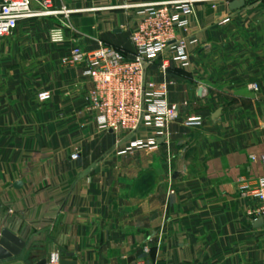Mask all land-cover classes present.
Returning <instances> with one entry per match:
<instances>
[{
	"label": "crops",
	"instance_id": "1",
	"mask_svg": "<svg viewBox=\"0 0 264 264\" xmlns=\"http://www.w3.org/2000/svg\"><path fill=\"white\" fill-rule=\"evenodd\" d=\"M165 1L54 0L86 12L72 29L36 18L0 40V217L26 243L19 262L264 264V224L252 217L260 202L239 192L241 178L264 179V0H243L240 11L234 0L198 4L185 34L189 66L172 51L146 66V82L166 83L180 109L166 130L101 131L85 67L62 64L97 41L132 58L144 15L123 6Z\"/></svg>",
	"mask_w": 264,
	"mask_h": 264
},
{
	"label": "built area",
	"instance_id": "2",
	"mask_svg": "<svg viewBox=\"0 0 264 264\" xmlns=\"http://www.w3.org/2000/svg\"><path fill=\"white\" fill-rule=\"evenodd\" d=\"M72 1L82 3L89 0ZM209 2L214 0H169L125 5L123 8L140 9L144 15L131 32L134 47L132 58L103 41H97L95 50L86 51L74 47L62 59L66 67H85L84 76L94 85L88 101L101 131L131 135L138 132L145 122L154 124L157 129L166 130L180 119L179 107L168 103V85L146 82V66L159 60L168 51L175 54L174 62L183 67L189 66L188 38L185 34L190 30L196 6ZM84 12L86 10L72 9L63 3L56 7L54 0H39L37 11L32 8L31 0H5L0 4V40L11 37L20 22L36 18H62L66 21V27L72 29L71 17ZM169 67L170 60L165 59L161 66L162 73H166ZM250 90L257 92L259 88L254 84ZM201 123L200 118H191L188 122L190 126H200ZM148 145L151 150L157 149L154 143L143 141H135L131 148H144ZM80 157L81 150L78 149L71 159L77 161ZM239 192L243 199L254 198L260 202L259 208L252 212V217L255 223L263 221L264 224V179L253 184L241 178ZM60 262V256L55 255L50 264ZM137 264L147 263L140 261Z\"/></svg>",
	"mask_w": 264,
	"mask_h": 264
},
{
	"label": "water",
	"instance_id": "3",
	"mask_svg": "<svg viewBox=\"0 0 264 264\" xmlns=\"http://www.w3.org/2000/svg\"><path fill=\"white\" fill-rule=\"evenodd\" d=\"M245 1L234 0L230 8L233 11H240L245 7ZM200 94L202 93L199 92ZM221 112H217L216 117L220 115ZM260 223H263L261 221ZM26 247L25 241H23L18 234L14 232L12 226L7 225L5 219L0 217V264H23L17 259L21 256L23 250ZM68 258H72V255H67ZM41 264H47V262H42ZM60 264H76L71 261H61Z\"/></svg>",
	"mask_w": 264,
	"mask_h": 264
},
{
	"label": "rangeland",
	"instance_id": "4",
	"mask_svg": "<svg viewBox=\"0 0 264 264\" xmlns=\"http://www.w3.org/2000/svg\"><path fill=\"white\" fill-rule=\"evenodd\" d=\"M258 2V1H257ZM259 3V2H258ZM258 3H254V4H258ZM263 4H264V1L262 2ZM256 17L257 16V13H255V14H252V17ZM253 27H254V25H252ZM255 28V27H254ZM76 47H80V48H82L81 46H76ZM124 52V51H123ZM125 53V52H124ZM52 259V258H51ZM51 259H50V261H49V263L48 264H50L51 263Z\"/></svg>",
	"mask_w": 264,
	"mask_h": 264
},
{
	"label": "trees",
	"instance_id": "5",
	"mask_svg": "<svg viewBox=\"0 0 264 264\" xmlns=\"http://www.w3.org/2000/svg\"><path fill=\"white\" fill-rule=\"evenodd\" d=\"M118 49V48H117ZM125 56H127L121 49H119Z\"/></svg>",
	"mask_w": 264,
	"mask_h": 264
}]
</instances>
